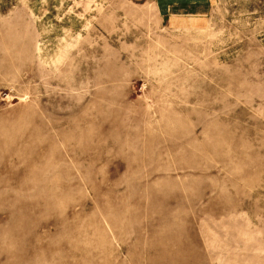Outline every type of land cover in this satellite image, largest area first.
Listing matches in <instances>:
<instances>
[{"label": "rangeland", "instance_id": "1", "mask_svg": "<svg viewBox=\"0 0 264 264\" xmlns=\"http://www.w3.org/2000/svg\"><path fill=\"white\" fill-rule=\"evenodd\" d=\"M0 264H264V0H0Z\"/></svg>", "mask_w": 264, "mask_h": 264}]
</instances>
